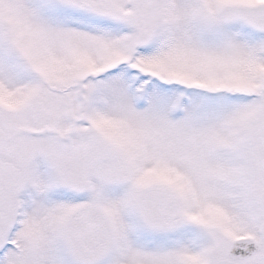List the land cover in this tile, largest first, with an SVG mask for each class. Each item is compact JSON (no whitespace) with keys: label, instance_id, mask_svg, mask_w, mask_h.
<instances>
[{"label":"snow or ice","instance_id":"6c2138e0","mask_svg":"<svg viewBox=\"0 0 264 264\" xmlns=\"http://www.w3.org/2000/svg\"><path fill=\"white\" fill-rule=\"evenodd\" d=\"M0 264H264V0H0Z\"/></svg>","mask_w":264,"mask_h":264}]
</instances>
